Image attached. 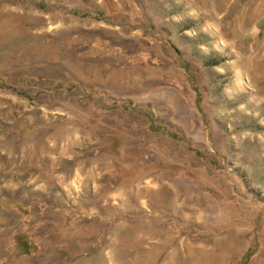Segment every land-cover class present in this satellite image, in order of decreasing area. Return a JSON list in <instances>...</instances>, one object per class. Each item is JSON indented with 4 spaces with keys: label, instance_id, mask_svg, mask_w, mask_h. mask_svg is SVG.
Masks as SVG:
<instances>
[{
    "label": "rangeland",
    "instance_id": "374dc122",
    "mask_svg": "<svg viewBox=\"0 0 264 264\" xmlns=\"http://www.w3.org/2000/svg\"><path fill=\"white\" fill-rule=\"evenodd\" d=\"M0 264H264V0H0Z\"/></svg>",
    "mask_w": 264,
    "mask_h": 264
}]
</instances>
